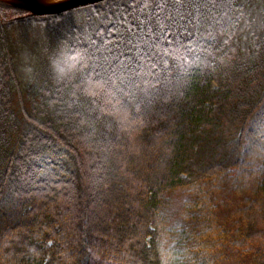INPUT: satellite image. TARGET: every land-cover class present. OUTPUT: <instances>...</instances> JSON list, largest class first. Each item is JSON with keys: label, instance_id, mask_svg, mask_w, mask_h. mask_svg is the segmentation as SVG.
Listing matches in <instances>:
<instances>
[{"label": "trees", "instance_id": "obj_1", "mask_svg": "<svg viewBox=\"0 0 264 264\" xmlns=\"http://www.w3.org/2000/svg\"><path fill=\"white\" fill-rule=\"evenodd\" d=\"M263 136L264 0H0V264H181L162 200L218 180L195 264H264Z\"/></svg>", "mask_w": 264, "mask_h": 264}, {"label": "rangeland", "instance_id": "obj_2", "mask_svg": "<svg viewBox=\"0 0 264 264\" xmlns=\"http://www.w3.org/2000/svg\"><path fill=\"white\" fill-rule=\"evenodd\" d=\"M5 1V0H4ZM7 2V1H6ZM263 148L262 156L257 157L253 164L252 185L264 186V136L259 140ZM58 148V151H61ZM43 159L57 171L59 168L70 170L71 161L67 155H45ZM233 182L218 180L206 182L196 190L176 188L166 193L161 203L162 224L161 235L165 244L173 248L175 259L181 264H195L200 258L196 249L202 233L214 225L231 226L233 210L249 190L233 189ZM174 259V257L172 258ZM223 264H247L246 261L233 257Z\"/></svg>", "mask_w": 264, "mask_h": 264}, {"label": "water", "instance_id": "obj_3", "mask_svg": "<svg viewBox=\"0 0 264 264\" xmlns=\"http://www.w3.org/2000/svg\"><path fill=\"white\" fill-rule=\"evenodd\" d=\"M98 1L101 0H63L51 5H40L35 3L33 0H18L17 2H7L29 10L33 14H47L64 11L66 9H70L76 6L90 4Z\"/></svg>", "mask_w": 264, "mask_h": 264}, {"label": "bare ground", "instance_id": "obj_4", "mask_svg": "<svg viewBox=\"0 0 264 264\" xmlns=\"http://www.w3.org/2000/svg\"><path fill=\"white\" fill-rule=\"evenodd\" d=\"M6 1L17 2L18 0H6ZM33 1L40 5H51V4L58 3L63 0H33Z\"/></svg>", "mask_w": 264, "mask_h": 264}]
</instances>
